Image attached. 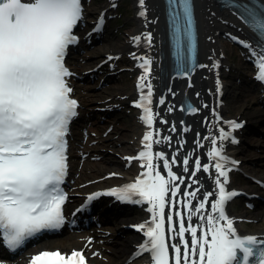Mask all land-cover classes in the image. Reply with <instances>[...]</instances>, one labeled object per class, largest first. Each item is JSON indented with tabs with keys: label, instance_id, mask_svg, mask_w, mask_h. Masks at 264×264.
<instances>
[{
	"label": "snow or ice",
	"instance_id": "snow-or-ice-1",
	"mask_svg": "<svg viewBox=\"0 0 264 264\" xmlns=\"http://www.w3.org/2000/svg\"><path fill=\"white\" fill-rule=\"evenodd\" d=\"M170 3L178 9L173 16L177 37L182 28L191 37V0H170ZM81 18V0H0V229L13 247L26 236L42 229L59 228L64 223L66 194L60 185L67 170L65 136L77 107L65 79L72 73L65 66L64 57L68 46L76 42L73 28ZM255 26L264 29V21H256ZM148 39L151 40L150 34ZM149 63L145 60L142 65L145 73ZM145 78L141 77V86ZM257 79L264 81V54L260 56ZM147 87V97L141 96L136 106L144 108L147 115L143 119L151 124V110L147 107L151 102V85ZM228 123L233 129L242 126L235 121ZM230 135L221 129L219 139L223 141ZM152 139L151 133L144 136L147 151L139 153L140 158H147L148 171L144 173L147 179L138 178L135 183L111 192L121 200L150 205L151 220L137 226L147 237L140 251L149 253L153 264H264V237L241 236L234 220L226 214V203L238 193L226 190L230 169L226 168L227 158L220 149L210 153L218 158L214 164L218 198L211 204L216 215L206 217L207 231L198 236L197 227L189 224L186 228L183 217L177 232L172 225L173 217L168 214L169 232L181 238L185 232L191 235L190 244L183 240V250L180 245H169L165 236L166 197L171 204L181 191L173 183L177 177L171 170L176 157L171 164L163 160L169 179L158 171L153 175ZM212 142L215 144V139ZM183 163L187 165L189 161L185 159ZM195 169L201 170L199 160ZM203 171H208V165H203ZM198 191L184 195L196 198ZM215 195L206 193L195 208L189 200L187 219L204 209L208 197ZM133 196L140 199L132 200ZM169 247L173 250L171 256ZM31 264H86V258L76 250L68 256L59 250L44 251L34 256Z\"/></svg>",
	"mask_w": 264,
	"mask_h": 264
},
{
	"label": "bare ground",
	"instance_id": "bare-ground-1",
	"mask_svg": "<svg viewBox=\"0 0 264 264\" xmlns=\"http://www.w3.org/2000/svg\"><path fill=\"white\" fill-rule=\"evenodd\" d=\"M100 1L97 7L87 6L85 8V25L89 24L90 21L98 19L100 13L116 0ZM134 7L136 12L138 9L139 11L147 9L145 16L139 13L135 14V22L133 24H126L129 28L126 29L123 36L117 42L110 41L98 48L87 50L73 64V69L80 73L88 69H94L96 61L102 62L107 59L114 61L123 52L128 54L124 61L127 63V68L132 74H129L126 78L123 88L115 90L100 88L97 96L93 98H87L82 93H79L78 97L83 105L81 111L85 113L103 101L108 103L109 101L115 102V106L124 104L127 99L133 100L142 90L148 88L147 85L149 84L156 97L162 98L163 101L154 105L151 124L140 119L138 113L132 115L130 119L131 127L129 128L130 134L125 133V128L106 125L103 128L105 127V130H109L108 136L100 144H98L99 139L87 136V134L83 135L81 144L75 152V156L78 159L74 161L71 170L69 180L70 192H72V197L75 198V201H78L86 193L103 189L115 182L132 180L138 177L141 171L144 170V167L139 161L137 152L146 143L144 141L146 132L153 131V135L157 138L156 140H152V145L158 151L164 152V158L170 164L173 157H176V161L181 163V168H177L175 164H172L173 168H171L177 177L173 183L181 191L177 193L176 197L172 199L171 204H169V214L170 207L174 210V215H176L177 211L184 213L185 227L187 228L189 224L197 227V235L200 236L207 231L206 217L209 214H215L212 213L211 204L215 201L216 195L209 196L208 201L205 203V208L199 213L193 214L191 220H188L189 200H187V204L183 203L179 200V194L199 189L196 198H190L192 199L190 200L191 205L195 208L199 206L206 193H214L217 189L215 184L217 173L214 167L215 157L211 156L210 153L213 149H217L218 146L223 144V141L219 139L220 130L227 129L230 119H256L254 113L247 111L250 105L253 104L254 97H238L236 102L233 103L234 105L232 104L233 107L232 105H227L222 102L223 98L220 95L228 94L229 89L223 81L218 80V70L224 69L226 71L229 68L228 63L222 57L226 40H237L242 44H246L248 50H253V46L255 45L252 40L253 37L246 31L239 18L231 11L220 9L212 0H196L200 30L201 66L190 78L175 80L158 73L161 70L160 68H167V59L163 57L166 47L162 44L164 39V21L161 16V1L144 0L143 4H141L140 0H135ZM149 34L151 35L150 41L148 39ZM135 37H139L140 39L135 40ZM145 60L150 62L147 66L149 73H145V68L142 67ZM253 62L254 67L252 72L256 73L259 70L260 62L257 58ZM145 76L143 86H141V77ZM250 85L247 80H244L243 87L250 88ZM183 94L194 99L199 106V112L196 115L184 118V123L182 122L183 116L177 110ZM213 139L216 141L215 144L212 142ZM156 141L159 142L157 143ZM253 147H256L255 143L246 144L245 151L238 155L239 163L235 164V167L242 166L250 177H254L259 182H264V165L262 164L264 163V146H259L260 152L257 150L249 152L248 150ZM254 148L253 150H255ZM85 152L90 156L104 155L108 157L109 161L86 162V158L84 160L82 158V154ZM125 155L133 156L135 159L127 160L124 158ZM185 159L189 161L187 165L183 163ZM197 160L201 162V170L199 171L195 169ZM130 164L133 166L127 168ZM205 164L208 165V171H203V165ZM185 168L188 170L185 171ZM178 169L181 171H178ZM165 171L167 174L168 169ZM193 172H195V175H193ZM106 175H110L111 178H106ZM229 175L228 172L227 185L234 186L235 184L229 180ZM181 179L183 183L180 182ZM208 186L210 190H208ZM236 189L243 188L239 186ZM262 189L264 190L263 187ZM248 193L254 194L251 191ZM260 196L264 199L263 195L260 194ZM138 210L140 211V209ZM142 210L144 212L140 211L138 218L126 219L130 224H135L136 228L130 231L123 230L119 222L115 228L119 233L113 239L99 232L93 236L92 242L86 244V235L79 233L65 235L57 239L53 243V246L65 251L76 247H83L92 264H142V258L136 260L132 256L133 251L143 241V231L139 230L137 226L150 221V216L146 210L144 208ZM225 211L234 220V225L238 229V232L258 237L263 236L264 225L258 229L245 228L242 226L245 217L240 214H233L227 209ZM249 217L258 218L259 215ZM261 219L264 223V215L261 216ZM173 227L178 232V217ZM208 238H211L210 235ZM183 240H188L190 244L191 235L189 232H185L183 238L172 232L173 244L180 245L182 248ZM104 243L105 245L109 243V247H104ZM20 263H22V258H18L14 264Z\"/></svg>",
	"mask_w": 264,
	"mask_h": 264
},
{
	"label": "rangeland",
	"instance_id": "rangeland-1",
	"mask_svg": "<svg viewBox=\"0 0 264 264\" xmlns=\"http://www.w3.org/2000/svg\"><path fill=\"white\" fill-rule=\"evenodd\" d=\"M103 1V0H102ZM100 3V0H95L91 7H97V5ZM135 7H134V0H119L117 1V8H116V16L111 20V23L107 29V31L104 34V38L106 39L105 42H110V41H115L117 42L119 40V38H121L123 36V33L126 31L127 25L126 24H133L135 22ZM225 47H224V51H223V58L229 63L230 67H231V74L237 75L238 73H246L247 74V67L246 64L243 63V56L241 54V50L239 49V47L237 46V44L233 43L232 41L227 40L225 43ZM127 57L126 53H121L120 56H118V58L120 59L119 62H117L115 64V69L120 68V67H124L125 70L120 71L118 74H116L115 80H108L107 82H105L104 84L101 85V87H97L98 84L101 82V78L104 75L105 70L110 69L108 63H105V66L103 69H101V72L97 73L94 76L93 81L88 82L86 84V97L87 98H93L96 97L97 94L99 93L100 88L101 89H109V90H115V89H119V88H123L124 84L126 82V78L129 76V74H132V72L130 70H128L126 68V64L124 62V58ZM98 61H96L97 63ZM122 69V68H121ZM91 70V69H90ZM109 71V70H108ZM233 71H237V73L235 74ZM107 72V71H106ZM229 72V73H230ZM228 83H232L233 80L227 79ZM236 102V100H235ZM234 102H230L229 105H232ZM234 105V104H233ZM232 105V107H233ZM248 112L254 113L255 116L257 118H261L260 116V112L259 110L253 106L252 104L250 105L249 109L247 110ZM132 112L126 107L123 106L118 109L116 112H114L109 118L107 119V122H104L103 124H101V126H106L108 123H112L113 126H117L120 128H125V133L130 134L131 131L129 130V128L131 127V123H130V119L132 117ZM92 129L90 130V132H92L93 136L97 139H99V143L103 142V139L108 136L107 133H105V131H102L103 128L101 129H95L93 128V126H89ZM128 128V130H127ZM102 131V132H101ZM124 131V129H123ZM252 143V141H250ZM96 144V143H95ZM86 158V159H85ZM86 162H106L109 161L108 157L104 156V155H86L84 157ZM83 159V160H84ZM264 165V163H262ZM235 181L237 183H243L244 181L239 178V177H235ZM247 186V188H249L251 191H255L261 195L264 196V192L261 189V185L258 184L257 182H249L245 184ZM242 207V208H241ZM244 205L240 204L238 205V213H241ZM261 210L264 211V207L261 208ZM245 225L247 226L248 229H258L260 226H263L264 223L261 219V217L252 219V220H248L247 222H245ZM112 239V238H111ZM107 247H109V245H106Z\"/></svg>",
	"mask_w": 264,
	"mask_h": 264
}]
</instances>
